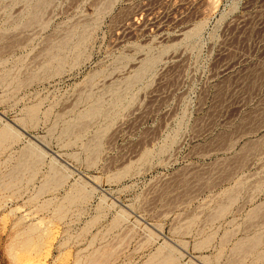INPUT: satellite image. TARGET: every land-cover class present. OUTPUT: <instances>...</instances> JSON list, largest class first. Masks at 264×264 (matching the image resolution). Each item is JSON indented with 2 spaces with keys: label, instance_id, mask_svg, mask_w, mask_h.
I'll use <instances>...</instances> for the list:
<instances>
[{
  "label": "rangeland",
  "instance_id": "obj_1",
  "mask_svg": "<svg viewBox=\"0 0 264 264\" xmlns=\"http://www.w3.org/2000/svg\"><path fill=\"white\" fill-rule=\"evenodd\" d=\"M0 264H264V0H0Z\"/></svg>",
  "mask_w": 264,
  "mask_h": 264
},
{
  "label": "bare ground",
  "instance_id": "obj_2",
  "mask_svg": "<svg viewBox=\"0 0 264 264\" xmlns=\"http://www.w3.org/2000/svg\"><path fill=\"white\" fill-rule=\"evenodd\" d=\"M210 1H212V0H210ZM213 1H214V0H213ZM41 2H42V1H41ZM208 2H209V1H208ZM210 3H211V2H210ZM213 3H214V2H213ZM213 3H212V5H213ZM38 4H39V2H38ZM215 4H216V3H215ZM39 5H40V4H39ZM210 5H211V4H210ZM37 7H38V6H37ZM38 9H39V8H38ZM32 13H33V12H32ZM35 15H37V12L34 14V16H33L34 18L36 17ZM31 17H32V14H31ZM36 18H37V17H36ZM36 18H35V19H36ZM31 19H32V18H31ZM31 19H30V20H31ZM35 19H34V20H35ZM31 21H32V20H31ZM60 42H61V41H60ZM63 42H65V40H64V41L62 40V43H63ZM57 45H58V44H57ZM60 47H61V46H60ZM60 47H59V48H60ZM58 50H59V49H58ZM50 52H51V51H50ZM56 52H58V51H56ZM56 52H55V54H56ZM52 53H53V52H52ZM53 54H54V53H53ZM55 54H54L53 57H55ZM57 54H58V53H57ZM147 62H148V61H147ZM147 62H146V63H147ZM148 65H149V64H148ZM144 66H145V65H144ZM144 70H145V69H144ZM138 73H139V72H138ZM93 103H94V102H93ZM96 103H97V102H96ZM98 104H99V103H98ZM91 107H92V109H93V106H91ZM97 107H98V106H96V108H97ZM94 108H95V106H94ZM96 108H95V109H96ZM95 109H94V111H95ZM89 111H90V109H89ZM94 111H93V114H94ZM98 111H99V110H98ZM91 112H92V111H91ZM86 113H88V112L86 111ZM95 113H96V112H95ZM86 115H87V114H86ZM91 116H92V115H91ZM72 126H73V125H72ZM25 155H26V154H25ZM27 155H28V154H27ZM29 156H30V155H29ZM253 240H254V239H253ZM253 240H252L251 243H253ZM255 240H257V239H255ZM249 246H250V245H249ZM249 246H248V247H249ZM237 248H238V247H237ZM241 249H242V248H241ZM239 250H240V249H239Z\"/></svg>",
  "mask_w": 264,
  "mask_h": 264
}]
</instances>
